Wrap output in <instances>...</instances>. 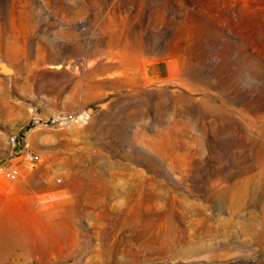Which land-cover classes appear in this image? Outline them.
Returning a JSON list of instances; mask_svg holds the SVG:
<instances>
[{"label": "rangeland", "instance_id": "1", "mask_svg": "<svg viewBox=\"0 0 264 264\" xmlns=\"http://www.w3.org/2000/svg\"><path fill=\"white\" fill-rule=\"evenodd\" d=\"M2 64L0 264H264V0H0Z\"/></svg>", "mask_w": 264, "mask_h": 264}, {"label": "built area", "instance_id": "2", "mask_svg": "<svg viewBox=\"0 0 264 264\" xmlns=\"http://www.w3.org/2000/svg\"><path fill=\"white\" fill-rule=\"evenodd\" d=\"M9 142L14 144L17 143V139L15 136H10L8 138ZM26 159L29 162H37L40 160L39 154L34 152H27L26 153ZM0 173L8 180H14L19 175V170L17 167L13 165H0Z\"/></svg>", "mask_w": 264, "mask_h": 264}, {"label": "water", "instance_id": "3", "mask_svg": "<svg viewBox=\"0 0 264 264\" xmlns=\"http://www.w3.org/2000/svg\"><path fill=\"white\" fill-rule=\"evenodd\" d=\"M0 72L3 74H9L12 72V69L6 64H2V66L0 67Z\"/></svg>", "mask_w": 264, "mask_h": 264}, {"label": "bare ground", "instance_id": "4", "mask_svg": "<svg viewBox=\"0 0 264 264\" xmlns=\"http://www.w3.org/2000/svg\"><path fill=\"white\" fill-rule=\"evenodd\" d=\"M7 241H9V242H11L12 240H7ZM3 248L2 247H0V250H2ZM6 250V249H5Z\"/></svg>", "mask_w": 264, "mask_h": 264}]
</instances>
